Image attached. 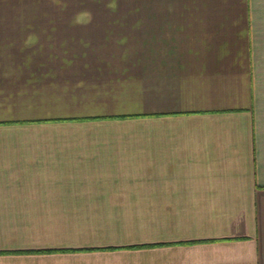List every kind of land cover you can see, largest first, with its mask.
<instances>
[{
    "label": "crops",
    "instance_id": "crops-1",
    "mask_svg": "<svg viewBox=\"0 0 264 264\" xmlns=\"http://www.w3.org/2000/svg\"><path fill=\"white\" fill-rule=\"evenodd\" d=\"M0 264H264V0H0Z\"/></svg>",
    "mask_w": 264,
    "mask_h": 264
},
{
    "label": "trees",
    "instance_id": "trees-1",
    "mask_svg": "<svg viewBox=\"0 0 264 264\" xmlns=\"http://www.w3.org/2000/svg\"><path fill=\"white\" fill-rule=\"evenodd\" d=\"M51 250V249H50Z\"/></svg>",
    "mask_w": 264,
    "mask_h": 264
}]
</instances>
